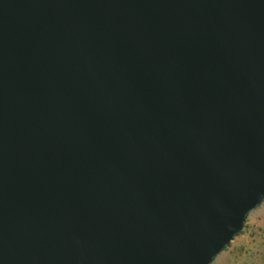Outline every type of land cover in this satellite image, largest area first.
Segmentation results:
<instances>
[{"label": "water", "instance_id": "water-1", "mask_svg": "<svg viewBox=\"0 0 264 264\" xmlns=\"http://www.w3.org/2000/svg\"><path fill=\"white\" fill-rule=\"evenodd\" d=\"M264 202V0H0V264H212Z\"/></svg>", "mask_w": 264, "mask_h": 264}, {"label": "rangeland", "instance_id": "rangeland-1", "mask_svg": "<svg viewBox=\"0 0 264 264\" xmlns=\"http://www.w3.org/2000/svg\"><path fill=\"white\" fill-rule=\"evenodd\" d=\"M212 264H264V202L249 214L244 231Z\"/></svg>", "mask_w": 264, "mask_h": 264}, {"label": "trees", "instance_id": "trees-1", "mask_svg": "<svg viewBox=\"0 0 264 264\" xmlns=\"http://www.w3.org/2000/svg\"><path fill=\"white\" fill-rule=\"evenodd\" d=\"M248 216H249V214H248ZM248 216H247V218H248ZM247 218H246V220H247Z\"/></svg>", "mask_w": 264, "mask_h": 264}]
</instances>
